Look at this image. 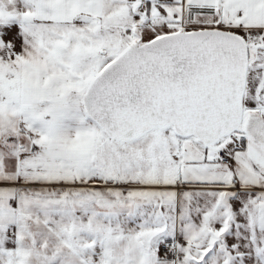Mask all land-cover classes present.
I'll list each match as a JSON object with an SVG mask.
<instances>
[{"label":"snow or ice","instance_id":"obj_1","mask_svg":"<svg viewBox=\"0 0 264 264\" xmlns=\"http://www.w3.org/2000/svg\"><path fill=\"white\" fill-rule=\"evenodd\" d=\"M0 264H264V0H0Z\"/></svg>","mask_w":264,"mask_h":264}]
</instances>
